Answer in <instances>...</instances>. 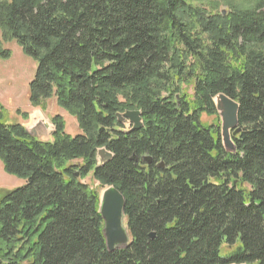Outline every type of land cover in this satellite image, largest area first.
I'll return each instance as SVG.
<instances>
[{
  "label": "trees",
  "instance_id": "obj_1",
  "mask_svg": "<svg viewBox=\"0 0 264 264\" xmlns=\"http://www.w3.org/2000/svg\"><path fill=\"white\" fill-rule=\"evenodd\" d=\"M11 41L36 63L30 104L79 134L55 116L41 143L0 103L2 168L25 183L0 193V264H264V0H0V57ZM218 94L239 105L235 153L202 120ZM134 111L139 129L119 123ZM107 187L130 237L109 253Z\"/></svg>",
  "mask_w": 264,
  "mask_h": 264
},
{
  "label": "rangeland",
  "instance_id": "obj_2",
  "mask_svg": "<svg viewBox=\"0 0 264 264\" xmlns=\"http://www.w3.org/2000/svg\"><path fill=\"white\" fill-rule=\"evenodd\" d=\"M194 5L200 6L204 9L217 10L219 13L222 11L225 13L229 9H233L238 4L244 5L252 0H190ZM2 47L5 51H8L9 56L6 58L0 57V103L4 108L8 110L10 118L13 123L27 124L29 114L39 112L43 118L49 123H52V118L60 116L65 121V132L75 137L79 134L77 121L71 118L64 110L58 108L55 105L53 99L46 102V109H40L39 107H33L28 99V85L34 78L36 69V63L29 57L23 54L21 47H19L14 41L11 43H2ZM27 115V119L23 118V115ZM219 116L207 117L202 115V120L207 124L214 123ZM54 125V124H53ZM127 127V125H126ZM89 185L90 188H97L98 183L92 181L90 177L82 180ZM23 180L8 175L2 168L0 161V193L2 191L14 190L16 188L24 186ZM102 191H100L101 193ZM221 255L226 257L230 254L229 250L223 248Z\"/></svg>",
  "mask_w": 264,
  "mask_h": 264
},
{
  "label": "water",
  "instance_id": "obj_3",
  "mask_svg": "<svg viewBox=\"0 0 264 264\" xmlns=\"http://www.w3.org/2000/svg\"><path fill=\"white\" fill-rule=\"evenodd\" d=\"M220 120L221 145L226 152L235 153L236 146L232 136H237L239 129V105L226 95L218 94L212 99ZM119 123H125L127 127L132 125V130L142 126V119L138 111L119 114ZM25 132L41 143L52 141L56 126L49 123L39 112L29 114L28 123L23 125ZM112 158V154L104 149L97 153L98 165H102ZM125 199L114 187H107L100 194L98 211L103 222V238L107 252L124 249L130 242L128 225L125 224ZM153 235H151L152 237Z\"/></svg>",
  "mask_w": 264,
  "mask_h": 264
},
{
  "label": "crops",
  "instance_id": "obj_4",
  "mask_svg": "<svg viewBox=\"0 0 264 264\" xmlns=\"http://www.w3.org/2000/svg\"><path fill=\"white\" fill-rule=\"evenodd\" d=\"M22 125H24V124H22Z\"/></svg>",
  "mask_w": 264,
  "mask_h": 264
}]
</instances>
